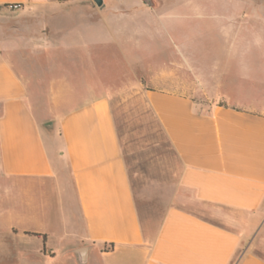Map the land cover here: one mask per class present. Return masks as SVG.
<instances>
[{"label": "crops", "instance_id": "obj_1", "mask_svg": "<svg viewBox=\"0 0 264 264\" xmlns=\"http://www.w3.org/2000/svg\"><path fill=\"white\" fill-rule=\"evenodd\" d=\"M77 1L0 0V177L8 182L0 264H264V90L251 67L224 64L223 79L204 67L193 77L169 54L156 67L144 97L180 170L171 203L144 223L113 87L45 80L34 75L28 49L43 38L42 56L79 45L75 58L95 76L93 60L105 59L109 43L127 44L129 32L155 39L164 2L87 0L70 31L73 18L61 13ZM6 251L14 258L2 260Z\"/></svg>", "mask_w": 264, "mask_h": 264}, {"label": "rangeland", "instance_id": "obj_2", "mask_svg": "<svg viewBox=\"0 0 264 264\" xmlns=\"http://www.w3.org/2000/svg\"><path fill=\"white\" fill-rule=\"evenodd\" d=\"M85 1L76 2L78 5L74 7H77V11L69 9L61 13L64 17L73 18L64 23L68 30L71 31L78 24V18L74 17L80 16L79 5ZM162 1L164 5L156 14L155 39H152L153 33L147 36L152 41L150 43L146 37L129 32L127 44L109 43L105 49V59L101 60L104 54H99L100 58L93 60V65L100 68L93 72L97 73L95 76L82 69V66L88 65L86 60L75 58L73 52L81 49L79 45L73 48L64 46L42 56L37 53L45 47L46 40L43 38V44L34 43L28 49L34 75L39 74L45 80L59 76L66 77L71 84L74 79H81L105 81L113 87L114 121L144 223L157 222L171 203L180 170L178 158L144 97V90L154 86L150 81L156 76V67L166 62L165 57L169 54L177 63L193 68V77L199 76L205 67L216 79H223L224 64L241 63L251 67V79L259 90H264L261 86L264 84V1ZM2 23L8 24L7 21ZM90 50L96 52L95 48ZM91 56L97 57L96 54ZM143 63L144 68H141ZM41 66L46 69L39 70ZM107 66L111 70H102ZM78 103V98L74 99L70 106ZM7 184L0 177V202ZM2 238L7 248L9 238ZM1 258L9 261L14 256L6 251Z\"/></svg>", "mask_w": 264, "mask_h": 264}, {"label": "water", "instance_id": "obj_3", "mask_svg": "<svg viewBox=\"0 0 264 264\" xmlns=\"http://www.w3.org/2000/svg\"><path fill=\"white\" fill-rule=\"evenodd\" d=\"M96 6L101 7L102 6V0H93Z\"/></svg>", "mask_w": 264, "mask_h": 264}, {"label": "built area", "instance_id": "obj_4", "mask_svg": "<svg viewBox=\"0 0 264 264\" xmlns=\"http://www.w3.org/2000/svg\"><path fill=\"white\" fill-rule=\"evenodd\" d=\"M11 8L12 9H17L18 8V5H13Z\"/></svg>", "mask_w": 264, "mask_h": 264}, {"label": "trees", "instance_id": "obj_5", "mask_svg": "<svg viewBox=\"0 0 264 264\" xmlns=\"http://www.w3.org/2000/svg\"><path fill=\"white\" fill-rule=\"evenodd\" d=\"M61 2H66V1H68V0H60Z\"/></svg>", "mask_w": 264, "mask_h": 264}]
</instances>
